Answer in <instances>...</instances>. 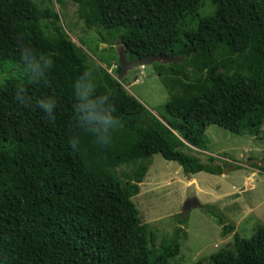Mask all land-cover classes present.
Listing matches in <instances>:
<instances>
[{
  "label": "trees",
  "instance_id": "1",
  "mask_svg": "<svg viewBox=\"0 0 264 264\" xmlns=\"http://www.w3.org/2000/svg\"><path fill=\"white\" fill-rule=\"evenodd\" d=\"M88 31L116 36L128 61L146 56L180 58L159 63L169 100L161 120L110 78L94 87L96 71L59 25L51 8L35 0H0V68H23L20 50L46 58L42 75L25 73L0 85V264H169L180 253L181 229L158 248L136 217L139 193L155 155L186 175H222L184 150H206L205 132L218 126L236 136H256L264 125V0H70ZM61 0H56L61 4ZM205 3L214 9L201 16ZM194 22L193 28H188ZM121 69L118 67V74ZM91 85V98L107 96L119 125L110 139L96 138L74 111L75 85ZM32 103L16 98L18 89ZM53 98L49 119L35 101ZM145 160L129 188L108 167ZM224 235L234 232L208 205ZM211 264H264V226L248 240L233 234L232 248ZM195 264H201L196 262Z\"/></svg>",
  "mask_w": 264,
  "mask_h": 264
},
{
  "label": "rangeland",
  "instance_id": "2",
  "mask_svg": "<svg viewBox=\"0 0 264 264\" xmlns=\"http://www.w3.org/2000/svg\"><path fill=\"white\" fill-rule=\"evenodd\" d=\"M61 1V4H57L56 0H35L40 8H51L58 13L59 25L67 39L76 45L86 64L96 71L93 88L107 90L110 78L118 80L119 55L124 51L123 46L119 44L116 36L102 30H86L77 17L76 5L70 0ZM213 9L210 3H205L200 15H210ZM194 26L195 23L191 22L188 28ZM159 64L166 69L169 67V64L163 62ZM24 74L23 68L5 62L0 68V85L10 77ZM163 80H166L174 91H179L174 77L166 72L159 76L152 66L131 70L118 81L128 94L145 107L148 114L161 120L165 116L163 105L169 100L167 89L162 84ZM205 141V151H184L204 165L209 164V159H213L212 165L222 167V175H186L178 164L167 162L161 156L155 155L148 173L139 185L138 195L132 199L136 217L154 239L150 248H158L162 241L171 238L176 229H181L180 253L169 264H211L208 260L211 255L230 250L234 232L224 235L215 217L203 207H211L222 217L224 225L232 227L235 225L233 219L238 221L241 215L233 202L229 206L230 212H227L224 197L236 188L234 184H242L244 175V186L247 189L264 186V125L254 137L236 136L218 126L209 125L205 132ZM144 162L145 160L140 159L108 167V170L121 186L127 189L132 185L135 174ZM250 174H254V177H247ZM192 184L197 185L196 196L200 207L186 210V191ZM259 201L263 202L258 212L262 213L260 221L264 223V199L260 198ZM258 212L247 219L248 227L255 222L254 217ZM257 225L253 229L240 231L238 235L248 240Z\"/></svg>",
  "mask_w": 264,
  "mask_h": 264
},
{
  "label": "clouds",
  "instance_id": "3",
  "mask_svg": "<svg viewBox=\"0 0 264 264\" xmlns=\"http://www.w3.org/2000/svg\"><path fill=\"white\" fill-rule=\"evenodd\" d=\"M20 56L23 61V71L30 74L33 78H38L42 75L41 70L44 65H50L51 61L46 58L37 59L36 54L29 48L23 47L20 50ZM76 104L74 111L77 114V119L87 132L91 133L95 138L97 132L103 130L106 137L98 143L106 144L110 139V131L119 125V120L113 115V109L108 103V97L97 96L91 98L92 87L87 85L86 89L81 87L79 83L75 86ZM24 89L20 88L16 92V98L24 106H29L32 101L24 95ZM35 106L43 113H46L49 119H53V109L56 107V102L53 98L44 97L35 101Z\"/></svg>",
  "mask_w": 264,
  "mask_h": 264
},
{
  "label": "crops",
  "instance_id": "4",
  "mask_svg": "<svg viewBox=\"0 0 264 264\" xmlns=\"http://www.w3.org/2000/svg\"><path fill=\"white\" fill-rule=\"evenodd\" d=\"M247 177H254V174H250ZM243 178V183L240 184V182H237L234 184L236 188H233L232 192L228 194V196L224 197L226 200L224 207L227 210V212H230L229 206L234 204L236 208H238L239 214L241 215L240 219L238 221H233L235 222V225H232L234 233L239 234L240 231H246L248 229H253L257 223H260L257 225L259 226H264V223L260 221V218L262 216V213H259L258 210L261 207L263 202H260L259 199L262 198L264 199V186L261 187H251L247 189L244 185V179L245 176H242ZM249 179V178H247ZM193 181H195L193 179ZM197 189V185H195V190ZM228 198H232V200L229 201ZM255 212H258L257 215L254 217L255 222L248 227L246 225L247 219ZM231 221V220H230ZM262 223V224H261Z\"/></svg>",
  "mask_w": 264,
  "mask_h": 264
},
{
  "label": "water",
  "instance_id": "5",
  "mask_svg": "<svg viewBox=\"0 0 264 264\" xmlns=\"http://www.w3.org/2000/svg\"><path fill=\"white\" fill-rule=\"evenodd\" d=\"M159 62L169 64V63H180L181 60L180 58H169L167 56H146L133 61H128L124 49L123 53L119 55V67L121 71L118 75V80L123 78L126 75V73L131 70H136L147 66H153L154 63H159ZM193 207H200V203L198 202L196 196L195 186L192 184L188 187L186 191L185 208L186 210H188Z\"/></svg>",
  "mask_w": 264,
  "mask_h": 264
}]
</instances>
